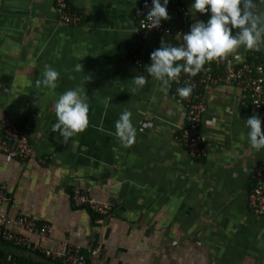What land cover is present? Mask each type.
<instances>
[{
  "label": "crops",
  "instance_id": "0c3cea01",
  "mask_svg": "<svg viewBox=\"0 0 264 264\" xmlns=\"http://www.w3.org/2000/svg\"><path fill=\"white\" fill-rule=\"evenodd\" d=\"M181 1L190 25L209 18L191 13L192 0ZM143 2L68 0L81 20L66 24L54 0H0V115L15 119L32 146L25 159L0 152V185L12 198L0 204V215L48 224L46 235H28L43 248L95 249L88 264H264V214L249 205L264 148L250 147L245 127L256 114L264 132V118L249 110L241 86L207 88L201 122L206 153L191 157L180 141L185 106L146 66L142 76L130 56ZM162 38L183 43L182 35L149 33L147 65ZM227 56L235 63L262 61L264 44ZM46 66L59 73L55 87L37 85ZM135 76L145 78L143 87L134 85ZM69 89L87 98L88 123L64 142L50 128L54 103ZM125 110L136 130L127 146L115 136V121ZM74 188L99 200L114 198L117 206L108 216L75 207ZM0 251L21 261L65 264L2 240Z\"/></svg>",
  "mask_w": 264,
  "mask_h": 264
},
{
  "label": "built area",
  "instance_id": "2783aa9c",
  "mask_svg": "<svg viewBox=\"0 0 264 264\" xmlns=\"http://www.w3.org/2000/svg\"><path fill=\"white\" fill-rule=\"evenodd\" d=\"M54 3L57 15L63 23L76 24L81 20V15L70 7L68 0H54ZM145 3L146 0L136 9L138 30L130 53L134 65L140 70L142 76L147 74L144 70L147 60L143 51L147 35L151 32L182 35L187 33L190 28V12L181 0H169L167 5L169 19L161 21L158 28H151V24L146 19V13L151 7V0H147V7H145ZM220 84L241 86L247 92V107L253 112L260 113L264 118V60L255 58L235 63L229 56H225L207 62L194 75L181 72L179 77L172 80L169 85L174 96L185 106L186 125L182 129L180 141L194 159H198L206 153L201 133L202 118L207 111L204 90ZM185 86H190L192 91L187 97H180L177 89ZM0 152L16 159H25L32 152L29 136L19 123L6 112L0 115ZM253 180L254 185L249 195V205L254 213L262 215L264 214V160L254 169ZM11 201L12 198L7 193L6 186L0 185V204ZM72 201L75 207H86L101 216L110 215L117 206V201L114 198L99 200L80 188L73 189ZM12 227L22 229L25 234L14 232ZM49 230L48 224L39 223L25 215L11 218L4 214L0 215V240L15 247L38 252L48 259L62 261L65 264H88V256L97 253L95 249H84L79 245H67L62 251H52L33 243L28 236L30 234L46 235ZM0 264L29 263H22L13 256L4 258L0 255Z\"/></svg>",
  "mask_w": 264,
  "mask_h": 264
},
{
  "label": "clouds",
  "instance_id": "9594fccd",
  "mask_svg": "<svg viewBox=\"0 0 264 264\" xmlns=\"http://www.w3.org/2000/svg\"><path fill=\"white\" fill-rule=\"evenodd\" d=\"M168 3L169 0H151V7L146 13L151 28H158L161 21L169 19ZM190 9L192 14L209 13V18L192 23L189 31L182 34L183 43L175 46L162 38L160 47L149 54L147 73L159 81L162 88H167L181 72L194 75L207 62L225 57L240 47L258 49L264 44V0H192ZM236 29L238 31L233 32ZM235 58L238 60L240 57L237 55ZM76 71H81L80 64L76 65ZM58 76L55 69L46 66L43 79L37 81V85L55 87ZM132 80L137 87L146 83L142 76H135ZM191 91L190 86L177 89L180 97H187ZM88 111L87 98L79 89L66 90L54 103L56 120L50 128L51 132H58L59 137L67 142L84 130L88 123ZM131 115L125 110L115 121V136L124 146L131 144L135 137ZM245 127L250 147L257 151L264 148L260 117L253 114L245 120Z\"/></svg>",
  "mask_w": 264,
  "mask_h": 264
},
{
  "label": "trees",
  "instance_id": "16d2710c",
  "mask_svg": "<svg viewBox=\"0 0 264 264\" xmlns=\"http://www.w3.org/2000/svg\"><path fill=\"white\" fill-rule=\"evenodd\" d=\"M249 60H251V59H249ZM249 110L251 111L250 108H249ZM252 112H253V111H252ZM253 113H258V112H253ZM203 157H204V156L199 157L198 159H202ZM253 185H254V183H253ZM9 244H10V243H9ZM0 255H1L2 257H4V258L7 257V255H4L3 252H1V251H0ZM14 258H16V257H14ZM16 259H18V258H16ZM18 260H19V259H18ZM19 261L22 262V263L25 262V263H29V264H38V263H34V262H32V261H28V260H22V261L19 260Z\"/></svg>",
  "mask_w": 264,
  "mask_h": 264
}]
</instances>
